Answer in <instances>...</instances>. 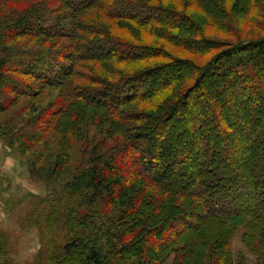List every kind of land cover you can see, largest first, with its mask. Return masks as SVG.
I'll use <instances>...</instances> for the list:
<instances>
[{"label":"trees","instance_id":"obj_1","mask_svg":"<svg viewBox=\"0 0 264 264\" xmlns=\"http://www.w3.org/2000/svg\"><path fill=\"white\" fill-rule=\"evenodd\" d=\"M156 1L0 0V141L44 192L31 264H233L239 230L264 264V132L247 129L251 111L264 127V39L232 36L253 0ZM0 264H21L1 229Z\"/></svg>","mask_w":264,"mask_h":264},{"label":"rangeland","instance_id":"obj_2","mask_svg":"<svg viewBox=\"0 0 264 264\" xmlns=\"http://www.w3.org/2000/svg\"><path fill=\"white\" fill-rule=\"evenodd\" d=\"M164 1L170 2V3H177V0H164ZM154 2L157 3L156 0H154ZM232 4L233 2L229 3L227 6L228 7L227 10L229 12L231 10ZM250 4L253 7H251L250 9L251 11L248 14H246L249 16L241 20L240 19L236 20L235 31L232 33L233 34L232 36L234 37L238 36V38H240L244 42H250V41L252 42V41L264 39V0H253L252 2H250ZM177 5L181 7V3H178ZM243 6L246 7L247 3L243 2V4H240V5L238 4L236 7L232 8L233 14L231 13L230 14L234 16H238V14L243 11L242 10ZM189 11L193 12L194 9H190ZM205 32L212 39L228 42V44H231V42L233 41L225 37L227 35H223L216 28L209 27L208 24L205 26ZM140 42L143 43L144 45L155 44L158 46V42H155L154 39L148 38L146 36H143ZM160 45L165 46L168 49L169 53L173 57H175L177 60L190 62V65H193V66H195L194 64L204 65L207 61L206 58L199 59L191 54L175 50L163 42H160ZM216 53L217 52L213 53V55H215ZM167 61L168 60L166 59H157L156 61H153L152 64L153 63H155V65L165 64V62ZM84 66L86 67L78 70V74L80 76V80L82 81V83L88 80H91L92 78L98 77V73L100 72L98 64L86 63ZM179 68H180V73H183L185 71H188L187 68H189V66L181 65ZM191 69H193V67ZM93 71L96 73L94 74ZM169 71L170 70H168V72ZM160 78L163 80L164 76L163 75L161 77L158 76V79ZM227 101H229V99H227ZM248 102L249 104H247V106L250 108H253L254 106L253 100H251L250 98ZM25 103L26 101L23 102L22 104H25ZM227 103L229 104L230 102H227ZM228 109L230 111L228 115V119L230 121H231V116H233V110L236 111L237 113H242V111H245V109L241 108L239 105L238 106L235 105L233 109V104L229 105ZM251 112L252 114H248L247 116L249 119L248 124H247V129H250V131L253 130V128H256L258 130L260 129L259 133L262 134L264 132V127L261 126L259 128L256 125L257 122L255 121V120H258L260 114L259 112H255V111H251ZM174 123L176 124L177 122H174ZM178 123H182V122H178ZM178 125H179L178 126L179 129L175 130L176 133H183L184 135H186L185 137L188 139L189 136L191 135V132H188L183 125L181 124H178ZM247 133L249 132L247 131ZM239 136L240 135L238 134L237 137L240 138ZM242 140H243V137L238 139V142L241 143ZM256 152L257 154L255 155L257 157L261 156L262 153H264V139L260 138V144L257 147ZM253 162H256V159L253 158ZM18 163L20 165L19 168L21 167L18 172L19 176L21 175L20 184L14 181L15 179L13 176L2 177V178H8V179H4L1 182L0 198L2 202L0 200V208H1L0 210V229L6 232V234L8 235V238L11 244L13 259L17 263L31 264L33 260L35 259L40 249V246H39V238H38V235L35 229L28 228L26 225L27 223L26 221H27L28 214L31 213L34 205L37 203V199H39L38 196L42 198L44 196V192H42L43 188L40 185V183L42 184V182H39L38 184L37 182L34 183L35 181L33 182L29 178L26 168L22 166L20 161H18ZM240 165L242 168L241 169L239 168L238 170L242 174L247 175L250 170L254 172V167L252 166V163L250 162V160H249V163L248 161L245 160ZM248 165L250 169L249 171L246 169ZM196 169L198 170V168ZM191 170L192 169L190 167L189 171ZM222 170L224 171V169ZM10 175H12V173ZM255 179L257 178H254V177L252 178V180H255ZM7 200L9 201L6 202ZM146 247L150 248L154 254L155 252H157L156 251L157 244L155 241L151 243L146 242ZM231 247H232V252L234 255L233 264H256L255 257L248 251V249L242 242L241 230H239L238 233L232 239Z\"/></svg>","mask_w":264,"mask_h":264},{"label":"crops","instance_id":"obj_3","mask_svg":"<svg viewBox=\"0 0 264 264\" xmlns=\"http://www.w3.org/2000/svg\"><path fill=\"white\" fill-rule=\"evenodd\" d=\"M19 163L16 158L13 156L9 155L8 152L6 151L4 144L2 141H0V195H1V182L4 179L8 178H2V177H14V181H16L18 184L21 183V175L19 176L18 172L20 170L19 168ZM12 173V175H10ZM10 179V178H9ZM13 181V182H14ZM1 200V198H0ZM2 202V200H1ZM1 210V208H0Z\"/></svg>","mask_w":264,"mask_h":264}]
</instances>
